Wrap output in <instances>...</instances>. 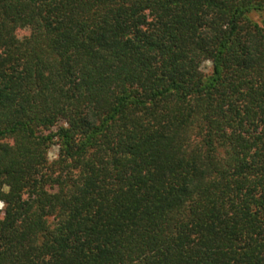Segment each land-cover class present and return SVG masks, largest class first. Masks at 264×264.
Returning <instances> with one entry per match:
<instances>
[{
  "label": "trees",
  "instance_id": "obj_1",
  "mask_svg": "<svg viewBox=\"0 0 264 264\" xmlns=\"http://www.w3.org/2000/svg\"><path fill=\"white\" fill-rule=\"evenodd\" d=\"M253 14L264 0H0V264H264Z\"/></svg>",
  "mask_w": 264,
  "mask_h": 264
},
{
  "label": "rangeland",
  "instance_id": "obj_2",
  "mask_svg": "<svg viewBox=\"0 0 264 264\" xmlns=\"http://www.w3.org/2000/svg\"><path fill=\"white\" fill-rule=\"evenodd\" d=\"M252 19L255 22L261 23L264 20V14L263 15L253 14ZM29 32H30V30L28 27H21L17 31V34H16L17 39L20 41L24 40L26 37L29 36ZM201 69L206 75H210L213 72V64L210 61H205V62H203ZM58 154H59V148L57 146H53L50 150V153H49L50 160L56 159L58 157ZM2 208H0V209H2Z\"/></svg>",
  "mask_w": 264,
  "mask_h": 264
},
{
  "label": "clouds",
  "instance_id": "obj_3",
  "mask_svg": "<svg viewBox=\"0 0 264 264\" xmlns=\"http://www.w3.org/2000/svg\"><path fill=\"white\" fill-rule=\"evenodd\" d=\"M4 205H3V203L2 202H0V208H2Z\"/></svg>",
  "mask_w": 264,
  "mask_h": 264
}]
</instances>
